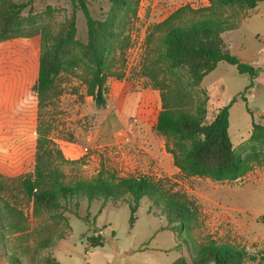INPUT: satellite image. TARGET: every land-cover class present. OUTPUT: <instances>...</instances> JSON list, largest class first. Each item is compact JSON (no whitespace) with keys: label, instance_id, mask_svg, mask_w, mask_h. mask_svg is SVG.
Masks as SVG:
<instances>
[{"label":"rangeland","instance_id":"1","mask_svg":"<svg viewBox=\"0 0 264 264\" xmlns=\"http://www.w3.org/2000/svg\"><path fill=\"white\" fill-rule=\"evenodd\" d=\"M86 2L99 38L112 41L105 106L87 93L90 71L80 57L88 44V26L71 0H32L20 14L29 37L8 42L9 59L0 63L24 62L25 55L13 48L38 56L42 38L65 34L74 23L76 35L65 57L81 62L55 77V87L33 121L37 132L25 136L0 124V264H173L181 258L192 263L209 244L245 252L243 264H264V159L234 181L189 176L174 165L168 150L174 141L153 128L161 92L144 69L156 57L155 45L148 43L151 27L183 5L205 7L209 1L129 0L127 7L113 0ZM221 11L236 26L222 34L226 49L259 68V75L252 79L221 61L188 90L185 108L209 123L237 97L230 109L229 133L236 151L246 156L253 123L264 126V1L254 8L242 5ZM32 66L28 64L26 71ZM177 76L187 78L184 72ZM159 78L168 80L163 70ZM36 138L54 141L62 151L65 161L54 156L47 171H60L66 182L99 174L151 177L192 208V226L179 228L148 198L141 200L132 226L124 200L114 204L82 198L62 201L58 208L35 203L23 188L25 173L15 169ZM98 235L103 245L92 246L89 239Z\"/></svg>","mask_w":264,"mask_h":264},{"label":"trees","instance_id":"2","mask_svg":"<svg viewBox=\"0 0 264 264\" xmlns=\"http://www.w3.org/2000/svg\"><path fill=\"white\" fill-rule=\"evenodd\" d=\"M31 1L13 4L9 0H0V63L9 59L5 52L6 48L10 49L8 42L29 37L23 32L20 14ZM113 1L121 7L130 5L129 0ZM208 1L209 5L205 7L183 5L151 27L148 43L155 45L156 57L150 62L151 67L146 65L144 69L161 92V108L153 128L174 141V147L168 149L174 165L189 176L234 181L246 175L254 163L264 159V126L253 123L247 141L250 150L246 156H242L234 148L229 133L230 109L237 102V97L221 107L209 123L203 122V116L186 109L185 99L188 90L199 84L221 61L234 65L240 74L252 79L259 75V68L243 62L226 49L222 34L236 26L223 16L221 10L242 5L254 8L264 0ZM71 2L83 12L88 26V44L80 57V60L87 61L90 71L87 93L97 105L105 106L107 54L112 41L107 43L99 38L96 21L90 14L86 0ZM75 35L76 28L71 22L65 34L52 36L51 40L42 38L38 56L31 54L30 50L13 48L25 55L24 62L17 66L0 64V124L3 129L11 126L12 132L25 136L37 132H34L33 121L48 101L55 87V77L67 66L74 67L80 61H69L65 57L67 44ZM31 63L32 70L27 72L26 67ZM162 70L168 76L167 81L159 78ZM181 72L187 74L185 80L177 76ZM242 100L246 101L243 97ZM24 142L27 144V137ZM32 144L27 145L25 156L15 170L25 173L22 185L27 196L35 203L58 208L62 201L82 198L106 199L114 204L124 200L129 203L132 226L141 200L148 198L151 205L161 209L169 220L175 219L179 228L192 226V208L155 179L145 175L106 177L99 174L90 179L66 182L60 171H47L54 156L65 161L57 144L47 138H36ZM177 226L170 229L173 231ZM89 240L92 246H102L104 238L98 235ZM245 256V252L229 245L209 244L197 252L192 263L181 258L173 264H243Z\"/></svg>","mask_w":264,"mask_h":264},{"label":"built area","instance_id":"3","mask_svg":"<svg viewBox=\"0 0 264 264\" xmlns=\"http://www.w3.org/2000/svg\"><path fill=\"white\" fill-rule=\"evenodd\" d=\"M87 151V149H85Z\"/></svg>","mask_w":264,"mask_h":264},{"label":"crops","instance_id":"4","mask_svg":"<svg viewBox=\"0 0 264 264\" xmlns=\"http://www.w3.org/2000/svg\"><path fill=\"white\" fill-rule=\"evenodd\" d=\"M171 230V229H170Z\"/></svg>","mask_w":264,"mask_h":264}]
</instances>
